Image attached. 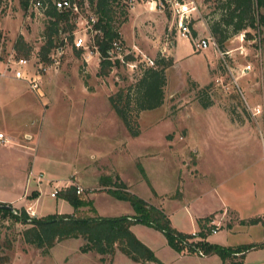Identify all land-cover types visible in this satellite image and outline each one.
Returning <instances> with one entry per match:
<instances>
[{
	"label": "rangeland",
	"instance_id": "obj_1",
	"mask_svg": "<svg viewBox=\"0 0 264 264\" xmlns=\"http://www.w3.org/2000/svg\"><path fill=\"white\" fill-rule=\"evenodd\" d=\"M189 1L195 6L190 18V36L202 38L209 35L214 44L203 50H195L190 36H179L169 3L164 0H160L161 5L156 2L155 7L152 0H120L126 14V19L117 29L120 54L111 61L117 62L112 63L109 72L105 76H98L99 56L95 52L93 33L85 41L86 48H76L67 38L66 30L59 32L53 37L55 45L48 52V60H45L37 55V51L44 42L43 29L48 17L40 9L28 8L23 0H0V80H5L4 83L0 82V129L10 130L17 142L8 145L11 149L6 160L1 156L0 200L8 199L14 205H19L15 197L21 193L24 173L35 155L48 159L47 164L56 171L53 184L57 186L64 185L69 169L73 168L87 183H96L98 173L108 174L109 181L117 180L118 175L129 183V192L143 198L150 194L147 179L143 177L144 169L156 190L173 191L178 177L177 167L181 168V172L190 174L193 169L192 157L185 149L174 152L161 149L164 137L171 140L175 136L178 143L186 141L190 144L197 142L202 132L219 133L225 127L223 122L198 126L192 122L194 116H212L215 111L225 112L237 124L247 121L254 125L256 96L262 82L260 71L264 64V24L233 33L229 27L222 29L220 15L223 0ZM149 6L152 7L149 9ZM92 12V8L83 0L81 15H93ZM260 12L264 14V9H260ZM72 21L76 22L75 30H79L78 34L84 38L80 21L74 18ZM210 25L217 26L219 36L224 35L222 43H217L216 37L210 34ZM191 30H194V35ZM19 35L30 47L27 55L22 50H13L14 41ZM11 53L30 60L35 77H40V82L37 80L38 92L31 90L26 81H23V89L12 88L13 82L7 81L9 78L15 79L11 75L13 65L7 61ZM119 56H122V61ZM159 57L171 59V65L164 69L162 102L154 109L141 110L133 115L139 133L134 139L126 138L124 127L109 111L107 97L117 89L133 85L142 70L153 66ZM246 64L250 69L241 72ZM80 84L84 87L83 93L78 89ZM72 99L83 106L81 124L69 123L64 119V114L72 109L69 106ZM28 101L39 105L37 114L27 112L25 108L23 113L20 112L19 103ZM211 105L209 111L207 107ZM78 126L80 130L76 129ZM25 131L29 133V139L22 138V134H28ZM150 144L154 147H149ZM154 149L159 154L149 156L148 153ZM180 155L183 159L181 162L178 161ZM259 155L262 157L260 162L264 164V148ZM164 157L167 159L163 160ZM85 164L86 168H83ZM190 178L187 174L181 175L179 184H187ZM101 183L100 180L99 185ZM99 185L93 184L92 190H85L74 181V186L82 189L78 194L81 199L88 200L90 195L86 194L87 191L94 196L90 203L76 210L65 199L50 197L53 189L47 187L40 191L34 216L31 217L72 212L77 216L103 217L133 214L129 201L114 202L108 195H98L105 190ZM10 186L17 187L11 189ZM167 204L169 207L171 203ZM172 207L174 209V205ZM23 208L25 212L31 210L28 206ZM211 223L219 230L207 234V241H223L226 229L222 227L225 221L211 220ZM133 225L129 227L133 235L163 264H216L213 261H190L179 257L181 252L171 248L160 231L156 235L149 231L148 226ZM26 226L9 218L0 219V264L131 262L122 254L117 256V252L111 257L104 256L103 262L95 252L81 253L78 250L83 242L80 238L59 241L43 252L21 240L20 232Z\"/></svg>",
	"mask_w": 264,
	"mask_h": 264
},
{
	"label": "trees",
	"instance_id": "obj_2",
	"mask_svg": "<svg viewBox=\"0 0 264 264\" xmlns=\"http://www.w3.org/2000/svg\"><path fill=\"white\" fill-rule=\"evenodd\" d=\"M40 10L48 17L43 29L44 42L37 51V55L48 60L49 50L54 47L53 37L59 32L67 31V38L72 40L75 23L67 11L56 10L54 0H40ZM83 0H79L81 8ZM27 0H23L26 5ZM86 5L93 10L94 28L97 33L93 36L96 51L99 56L98 76H105L114 60L111 62L108 51L113 40L119 39L118 27L126 19L120 0H86ZM120 6V8H119ZM264 0H223L221 22L222 29L230 28L235 33L246 28L255 29L259 24H264ZM119 17H122L119 19ZM62 23V25L60 24ZM194 35V30H191ZM209 32L216 37L217 43H222L224 35L219 36L217 26H209ZM13 50L29 53L30 47L19 35L16 37ZM18 55V54H17ZM171 65L170 58L159 57L154 65L146 67L134 82L126 88L117 89L108 95L107 101L110 108L119 117L130 136H137L139 131L133 115L141 110H150L162 102V87L164 85V69ZM206 104H203L205 106ZM134 112V114H132ZM101 184L106 185L108 177H102ZM113 189L107 190L117 199L129 201L133 214L120 216H77L72 213H50L38 218L29 217L23 207L13 208L10 204L0 203V219L9 218L21 224H27L20 232L21 240L29 245L46 252L55 243L69 239L80 238L82 244L78 247L81 253L95 252L103 262L104 256L111 257L119 251L134 262L145 264L153 262L163 264L157 260L152 251L140 242L130 231L132 224H142L160 231L166 243L177 252L195 254L200 256L217 255L221 263L227 259V264H242L240 258L247 250L255 247L253 244L237 246H221L210 243L205 238L214 225L210 224L212 215L196 220L199 230L194 235L183 233L174 229L162 209L147 203L133 193L124 190L123 184L115 180ZM178 190L173 194L176 196ZM57 197L65 199L75 210L90 203L83 200L75 193V186L69 185L56 193ZM264 221L260 217L249 218L243 222L253 224ZM197 237L196 239H194ZM110 260L107 262L109 263Z\"/></svg>",
	"mask_w": 264,
	"mask_h": 264
},
{
	"label": "crops",
	"instance_id": "obj_3",
	"mask_svg": "<svg viewBox=\"0 0 264 264\" xmlns=\"http://www.w3.org/2000/svg\"><path fill=\"white\" fill-rule=\"evenodd\" d=\"M31 64L32 63L30 62L24 68L23 72L28 76L37 78L40 82V77H35V69ZM260 73V79L262 82L259 85V91L256 96L257 102L255 104L259 105L261 112L256 114L257 116H255L256 118L253 126L247 123V121H241L237 124L233 121L230 115H227L225 112L219 110L220 113L215 111V114L213 113L214 115L212 116H205L203 114L194 116L192 121L197 126L204 123L213 124L217 121L223 122L225 127L219 133H212L209 131L202 132V137L199 136L197 142H191L190 144L186 143V141L183 144L178 143V138L175 139V136H172L171 140H167L163 135L164 142L160 145L161 149H164V151L167 152H174L175 150L182 151L185 149L192 157L191 163L193 169L190 174L184 171L181 172V168H179V166L177 167L176 170H178V177L176 183H174L173 191H168V189L163 191L156 190L152 186V182L148 180V176L144 172V169H142L143 177L147 179L146 181L149 184L150 194L143 197L144 199L140 198L149 204L161 208L174 229L183 233H195L199 230L196 220L211 214V220L213 222L225 221V225L222 227L226 229L225 237L223 241H219L216 244L221 246H237L243 244L255 245V247L243 253L240 258L242 264H264L263 223L261 221L253 224L243 222L254 217H260L262 219L264 214V164L260 162V158L262 157L259 155L261 149L264 148V64ZM7 81L13 82L12 88L23 89L24 87V79L9 78ZM0 82L4 83L5 80L2 79ZM78 89L80 90V93H83L84 87L82 84H80V88ZM259 100H261V102ZM70 103L71 104H69V106L72 109H70L68 113L66 112L67 114H64V119L66 122L69 121V123L74 122L75 124H81L84 117L82 115L83 113L81 114L83 107L81 102L72 99ZM19 106L21 107V113L24 112L23 108L30 113L37 114L39 112V105L30 103L29 101L20 102ZM108 107L110 113L112 112V115H115L118 121L122 124L121 120L110 108L109 104ZM207 108L211 111L210 109H212V105ZM29 115L31 116V114ZM122 126L124 127L123 124ZM77 128L78 130L81 129L80 126L76 127V129ZM9 129L11 128L9 127ZM124 130L127 135L124 136L126 138L128 137L129 139H134L138 136H130L125 127ZM0 132L7 139L6 143H0L1 163V156H3V159L6 160L7 154L10 151L9 149H11L8 145H15L17 142H15L16 139L10 130L4 131L0 129ZM141 134L142 133L139 135ZM22 135L23 139H29V133H24ZM148 146L154 147L152 144ZM232 150H234V153ZM158 154L159 153L156 152L155 149L153 152L148 153L151 157ZM134 158L135 156L133 159ZM165 159H167V157L163 158V160ZM163 160L161 159L160 161ZM181 160L183 159L180 155V159H178V161L181 162ZM32 161L33 162L29 164L27 171L24 173L25 179L22 185L21 193L19 195L16 194L15 197L17 198L15 200L20 202L19 205H14L8 199H2L0 200L1 202L10 204L13 208L28 206L34 212L35 204L38 203L39 200L40 191H43L47 187H51V189L54 187L59 189L61 187L62 189L66 186L74 185L75 181L78 182L85 190H92L93 184L99 185L102 177L109 178L108 174L98 173L96 175V183H87L82 181L81 175H79L78 172L72 168L69 169L67 173L68 175L66 176L67 179L64 185L57 186L56 184H53L56 171L51 169L49 163L47 164L48 159L35 155ZM183 165H185V163ZM83 168H86V164ZM184 174L191 176L190 181L185 185H180L181 175ZM116 178L123 184L124 190L129 192V183L125 180L123 181L118 175H116ZM113 181L114 180H107L108 183H106V185H99L100 188L105 190L98 195H103V197L108 195L110 197L109 199H112V201L121 203L125 200L117 199L107 191L114 188L112 186ZM10 187L13 189L15 186ZM5 188H7L6 185ZM175 188L178 190V194L176 196L173 195L176 191ZM86 194L90 195L88 200L93 199L94 196L91 195V191H87ZM50 197L55 198L57 196L55 195V197ZM165 203L171 204H169L168 207V204L165 205ZM172 205H174V209H172ZM131 214L132 213H126L125 215ZM139 225L141 224H136L135 226L141 227ZM148 229L151 233L156 235H159L158 233H160L151 227H148ZM218 230L219 228L217 231ZM196 238L197 237L194 239ZM205 239L207 240V237ZM115 252H117V256L122 254L119 251ZM179 257H185L190 261H213L216 264H222L220 258L215 254L200 256L181 252L179 253ZM127 259L130 260L129 258ZM130 261L131 262L126 263L142 264L132 260Z\"/></svg>",
	"mask_w": 264,
	"mask_h": 264
},
{
	"label": "built area",
	"instance_id": "obj_4",
	"mask_svg": "<svg viewBox=\"0 0 264 264\" xmlns=\"http://www.w3.org/2000/svg\"><path fill=\"white\" fill-rule=\"evenodd\" d=\"M166 3H169V7L171 10L172 15L174 16V26L176 28V31L178 32L179 36L181 37H188L190 36V18H191V13L195 9V6L193 5L192 1L189 0H164ZM156 2L161 5L160 0H152L151 3H153V7H155ZM53 4L58 11H67L71 14L72 18L78 19L81 23V29L80 31L83 33L84 38H81V35H79V30H74L72 32V35L74 34L72 38V43L74 47L76 48H86L85 46V41L89 40L90 34H96L97 30L94 28L93 24L95 21V18L92 15H87V16H82L81 15V8L79 6V0H54ZM85 5V4H84ZM27 6L28 8L38 10L41 6V1L40 0H27ZM152 6H149V9ZM76 24V22H74ZM77 34V35H75ZM192 42V47L195 50H203L207 48L209 45L214 44L211 36L207 37H202V38H192L190 36ZM121 47L119 45V42L117 40H113L110 45V50L108 51V59L113 60L116 59L117 54H120ZM95 52L96 47H95ZM115 54V55H114ZM125 54H123L125 58ZM120 61H122V56L118 57ZM8 63L10 65H13L11 68V75L15 79H24L28 87L31 90H34L38 92V81L34 77L28 76L27 74H24L23 70L24 68L29 64V59L21 56H16L15 54L11 53L8 57ZM151 63V62H150ZM128 65H134L127 63ZM250 66L249 65H244L241 68V72H244L246 70H249ZM255 113L258 114L261 111V108L259 105H256ZM7 139L5 136L0 132V143H6ZM59 191L58 188L54 187L53 190L50 192V196H55L56 193ZM82 192V189L75 186V193L80 194ZM26 214L31 217L34 216V212L32 210H26ZM262 220L264 221V214L262 216ZM210 224L211 221L209 222ZM218 228L214 227L211 228L210 233H215ZM195 233H192L191 235H194Z\"/></svg>",
	"mask_w": 264,
	"mask_h": 264
}]
</instances>
